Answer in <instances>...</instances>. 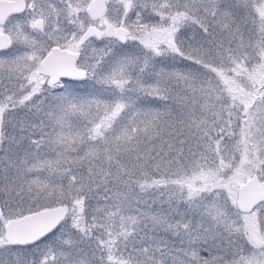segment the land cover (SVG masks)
Here are the masks:
<instances>
[{"label":"snow or ice","instance_id":"6c2138e0","mask_svg":"<svg viewBox=\"0 0 264 264\" xmlns=\"http://www.w3.org/2000/svg\"><path fill=\"white\" fill-rule=\"evenodd\" d=\"M0 264H264V0H0Z\"/></svg>","mask_w":264,"mask_h":264}]
</instances>
